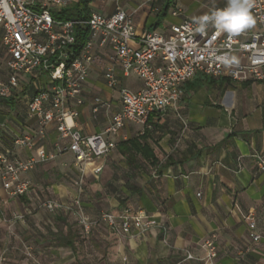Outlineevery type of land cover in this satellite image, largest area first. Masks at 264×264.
<instances>
[{
  "label": "crops",
  "instance_id": "0c3cea01",
  "mask_svg": "<svg viewBox=\"0 0 264 264\" xmlns=\"http://www.w3.org/2000/svg\"><path fill=\"white\" fill-rule=\"evenodd\" d=\"M116 1L94 0L89 7L91 12L111 13ZM118 2L133 13L139 35L227 4V0ZM175 5L183 12L178 17L171 15ZM255 29L256 24L248 30ZM106 63L101 54L92 65L84 103L78 107L77 122L84 134L102 132L122 107L118 89L109 88L104 79ZM117 74L122 87L138 90L143 85L135 75L120 70ZM6 77L0 65V80ZM181 89L176 109L153 113L146 126L129 124L117 138L119 143L147 130L156 165L146 161L140 169L127 168L118 147L107 157L76 165L71 152L57 151L56 142H66L59 139L55 125H49L46 139H37L36 146L57 156L23 174L31 182L30 191L10 196L0 180V264L1 259L4 264H203L204 243L214 234L218 255L213 264H264V172L257 166L258 158L264 157V82L198 75ZM28 90L35 92L29 81ZM95 97L102 99L98 112L93 111ZM27 102L22 90L0 99V153L13 151L21 158L29 154L14 144L18 136L36 129ZM99 167L102 170L96 172ZM72 173L82 176V190L73 183ZM120 194L127 203H121ZM77 197L91 217L101 212L120 214L128 207L154 216L167 231L155 227L142 234L133 228L129 235L118 236L105 223L88 234L76 219L63 226L46 224L48 211L41 202L69 204ZM16 213L28 220L11 221ZM251 213L258 241L244 219ZM187 253L194 258L188 259Z\"/></svg>",
  "mask_w": 264,
  "mask_h": 264
},
{
  "label": "built area",
  "instance_id": "2783aa9c",
  "mask_svg": "<svg viewBox=\"0 0 264 264\" xmlns=\"http://www.w3.org/2000/svg\"><path fill=\"white\" fill-rule=\"evenodd\" d=\"M76 1L0 0V65L7 71L6 79L0 80V99L6 100L19 90L24 92L27 79L35 89L33 94L25 91L24 97L28 100V115L35 120L36 129L14 141L18 148L28 150L29 154L21 158L13 151L0 153V180L10 196L26 195L31 182L23 178V174L56 158L57 152H49L43 145L36 146L37 139H46L51 124L55 125L59 139L66 142H56L57 151L71 152L75 164L85 166L109 156L118 145L121 130L127 125L146 126L153 113L176 109L183 96L181 86L198 75L264 82V0H252L251 11L256 17L257 29L234 36L217 32L211 26L199 33L193 18H184L162 30L153 29L139 35L133 13L118 0L111 13L93 10L86 19L55 18L54 13ZM155 1L145 0V3ZM182 13L176 5L171 9L173 17ZM77 27L89 31L78 52L74 46ZM101 54L107 58L104 79L109 88L118 89L122 107L112 114L102 132L84 134L77 122L78 107L84 103L83 94L91 67ZM222 55H234L238 63L223 64L217 59ZM118 70L124 75L138 77L142 87L138 90L122 87ZM94 100L93 111L98 112L102 99L95 97ZM257 166L264 172L263 156L258 158ZM101 170L99 167L96 172ZM75 184L82 190V176ZM42 207L50 212L71 215L87 234L103 223L118 236L129 235L133 228L142 234L155 227L167 231L154 216L145 211L132 212L128 207L120 214L101 212L91 217L80 197L69 204L48 199L43 201ZM25 219V214L16 213L11 221ZM244 219L251 237L258 241L260 235L255 231V216L251 213ZM217 243L215 234L205 241L203 264H213L218 255ZM187 258L193 259L194 255L187 253ZM4 261L1 259V264Z\"/></svg>",
  "mask_w": 264,
  "mask_h": 264
},
{
  "label": "trees",
  "instance_id": "16d2710c",
  "mask_svg": "<svg viewBox=\"0 0 264 264\" xmlns=\"http://www.w3.org/2000/svg\"><path fill=\"white\" fill-rule=\"evenodd\" d=\"M93 1L94 0H78L77 2L70 3L60 12L54 13V16L55 18L62 19V20L86 19L91 14V9L89 5ZM168 8H169V5L167 6L166 11L168 10ZM88 36H89L88 30H82L79 27H77L76 29L77 41H76V44L74 45L76 52L80 50L81 46L84 44ZM146 133H147V130H145L142 135L134 136L132 138L120 141L118 143L117 147L120 153L124 156V160H125L127 168L140 169L141 167H143L142 164L145 163L146 161L151 163L152 165L157 164L158 158L151 144L146 139ZM114 178L117 179L116 174ZM115 189L116 187L113 186V190ZM118 198L122 204L128 202V199L121 194L118 195ZM55 218L60 221H64L66 224L69 223L67 222L66 217L58 215ZM59 239L64 240V237L59 238Z\"/></svg>",
  "mask_w": 264,
  "mask_h": 264
},
{
  "label": "clouds",
  "instance_id": "9594fccd",
  "mask_svg": "<svg viewBox=\"0 0 264 264\" xmlns=\"http://www.w3.org/2000/svg\"><path fill=\"white\" fill-rule=\"evenodd\" d=\"M252 0H227L225 7L217 8L210 14L201 15L193 18L196 24V31L204 33L211 26L220 33L229 35H238L251 29L257 20L252 13ZM218 61L223 64H237L236 56L222 55L217 57Z\"/></svg>",
  "mask_w": 264,
  "mask_h": 264
},
{
  "label": "rangeland",
  "instance_id": "374dc122",
  "mask_svg": "<svg viewBox=\"0 0 264 264\" xmlns=\"http://www.w3.org/2000/svg\"><path fill=\"white\" fill-rule=\"evenodd\" d=\"M198 1L200 2L202 0H198ZM203 1L210 3L213 0H203ZM25 82H27L26 83L27 85L25 84V86H24V92H25V90L28 89V81H25ZM41 82H42V79H40V80L37 81V83L39 85H40ZM28 91H29V93H32V91H30V90H28ZM70 176L73 178V183L78 179V176L75 175L74 173L70 174ZM82 187H83V185H82ZM42 203L43 202H41V207H42ZM42 208H44V207H42ZM45 210L48 211L47 209H45ZM45 214L46 215H44V221L46 222L47 225H50V226H63V225L66 224L64 221H60V220H58V219L55 218L57 215H60L59 212L58 213H55V212L48 211ZM65 217L67 218V222H71V223H75L76 222L75 221V218L72 217V216H65ZM27 220L28 219L26 218V221Z\"/></svg>",
  "mask_w": 264,
  "mask_h": 264
}]
</instances>
